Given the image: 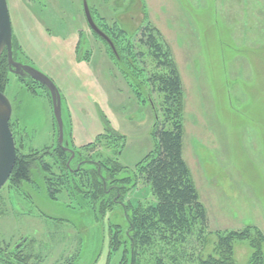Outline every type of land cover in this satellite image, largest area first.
Masks as SVG:
<instances>
[{"label":"rangeland","instance_id":"374dc122","mask_svg":"<svg viewBox=\"0 0 264 264\" xmlns=\"http://www.w3.org/2000/svg\"><path fill=\"white\" fill-rule=\"evenodd\" d=\"M83 1L116 55L89 28ZM6 2L12 57L45 74L60 94L66 165L116 160L115 177L130 180L117 201L133 206L155 201L137 170L155 148L161 96L146 81L153 62L137 38L143 27L157 28L183 87L182 156L206 212L205 254L217 233L250 228L232 242L233 264H248L252 227L264 235V0ZM127 53L137 55L124 60ZM6 67L15 148L42 160L30 181L8 180L0 189V264H118L122 248L110 253L109 236L117 225L125 238L124 210L117 203L101 214L98 201L75 190L78 176L58 169L52 155L59 144L48 89ZM51 171L62 176L53 197L45 179ZM110 180H103L107 189ZM19 252L32 257L21 262Z\"/></svg>","mask_w":264,"mask_h":264},{"label":"trees","instance_id":"16d2710c","mask_svg":"<svg viewBox=\"0 0 264 264\" xmlns=\"http://www.w3.org/2000/svg\"><path fill=\"white\" fill-rule=\"evenodd\" d=\"M158 34L156 27L145 26L137 38L153 62L146 81L161 96L162 119L159 120L155 114L152 127L155 148L138 162L137 170L142 180L148 183L155 198L154 203L133 206L130 202L123 204L117 201L127 192L130 180L127 176L115 177L122 169L116 160H108L111 164L108 167L90 160L78 162L74 167H70L65 163L68 153L60 145L52 149V155L57 161L58 169L67 172L71 170L73 175L78 176L75 190L90 195V200L98 201L101 214L117 203L124 210L128 222L125 238H121L117 225V230L110 232L109 236L110 253L122 248L118 264H233L232 242L246 238L247 229L250 228L217 233L213 252L205 254L206 212L182 156L183 87L170 52ZM136 55L129 57L127 53L123 59H134ZM5 59L4 51L0 56V91H3L6 82ZM15 156V164L8 180L19 186L21 182L30 181L31 170L35 163L42 160V155L38 156L34 152L19 154L15 148ZM43 164L44 171H49V165H52L45 162ZM103 168L108 170L106 176L101 173ZM49 174L45 179L47 187L51 189L49 195L53 197L62 189V176L54 171ZM107 179H111L108 189L104 187L103 182ZM252 230L256 232V237H250L252 253L248 264H264V251L261 249L264 235L256 227H252ZM195 245L200 247L197 253H194ZM188 247H191L190 253H187ZM20 254H14V257L21 262H26L32 257L29 253Z\"/></svg>","mask_w":264,"mask_h":264},{"label":"water","instance_id":"95a60500","mask_svg":"<svg viewBox=\"0 0 264 264\" xmlns=\"http://www.w3.org/2000/svg\"><path fill=\"white\" fill-rule=\"evenodd\" d=\"M83 11L89 28L101 39H103L108 44L114 55H116L115 47L110 38L93 22L85 1H83ZM2 51L6 52L7 65L10 69L13 68L12 71L14 73H18L19 70L26 72L31 78L37 80L48 89L51 97L53 115L57 123V142L61 145L63 127L61 119L60 94L52 80L45 74L29 65L21 64L13 60L12 31L6 0H0V54ZM21 71L19 72L20 74ZM11 112L12 107L9 100L4 95L3 91H0V189L8 181L16 158L14 140L9 125Z\"/></svg>","mask_w":264,"mask_h":264},{"label":"flooded vegetation","instance_id":"af4514ba","mask_svg":"<svg viewBox=\"0 0 264 264\" xmlns=\"http://www.w3.org/2000/svg\"><path fill=\"white\" fill-rule=\"evenodd\" d=\"M12 58H13V57H12ZM13 60L16 61V62L21 63V62H20L19 60H17L16 58H13ZM6 62H7V59H6ZM21 64H24V63H21ZM25 65H27V64H25ZM29 66H30V65H29ZM31 67H32V66H31ZM8 68H9V67H8ZM10 71L13 72L12 69H10ZM20 71H21V70H19L18 73H14V72H13V73H14L15 75H17V76L28 75V76L30 77V75L27 74L26 72H22V71H21V74H20V73H19Z\"/></svg>","mask_w":264,"mask_h":264}]
</instances>
